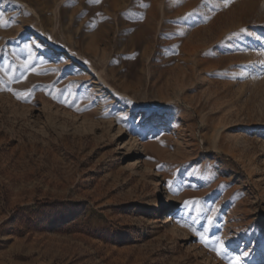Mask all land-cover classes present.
<instances>
[{"label":"rangeland","instance_id":"1","mask_svg":"<svg viewBox=\"0 0 264 264\" xmlns=\"http://www.w3.org/2000/svg\"><path fill=\"white\" fill-rule=\"evenodd\" d=\"M0 264H264V0H0Z\"/></svg>","mask_w":264,"mask_h":264},{"label":"bare ground","instance_id":"2","mask_svg":"<svg viewBox=\"0 0 264 264\" xmlns=\"http://www.w3.org/2000/svg\"><path fill=\"white\" fill-rule=\"evenodd\" d=\"M156 125L160 126V124H156V123L150 122L149 123V129L156 128L157 127ZM144 167H145V172L151 174V167L148 164H145ZM154 176H153V178H154L153 187H154V189L156 191L155 194L156 195H163L162 183H161L159 178H156ZM162 210L165 211V215H164V220L163 221L166 223V231H167V233L173 235L175 237V239L178 240L179 239V232H178V229H177V226H176V222L174 220L173 221L171 220V212H170V210L166 206H163Z\"/></svg>","mask_w":264,"mask_h":264},{"label":"snow or ice","instance_id":"3","mask_svg":"<svg viewBox=\"0 0 264 264\" xmlns=\"http://www.w3.org/2000/svg\"><path fill=\"white\" fill-rule=\"evenodd\" d=\"M189 15L191 16L192 14L190 13ZM209 222L211 223V218H210Z\"/></svg>","mask_w":264,"mask_h":264}]
</instances>
